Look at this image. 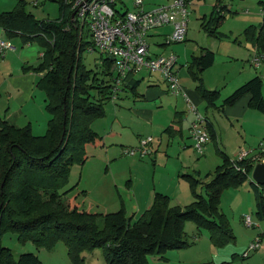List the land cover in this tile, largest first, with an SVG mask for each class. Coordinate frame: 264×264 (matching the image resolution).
Here are the masks:
<instances>
[{
	"label": "trees",
	"instance_id": "1",
	"mask_svg": "<svg viewBox=\"0 0 264 264\" xmlns=\"http://www.w3.org/2000/svg\"><path fill=\"white\" fill-rule=\"evenodd\" d=\"M56 1L60 17L54 21L37 19L28 10L26 0H18L13 9L0 12V27L9 38L20 35L25 41L37 40L41 46V61L30 68L45 72L38 86L45 93L49 114L47 130L42 135L33 133L31 125L18 126L0 116V264H44L35 252L16 256L4 246L1 238L8 231L15 232L21 243L32 242L38 248L52 249L59 242L65 243L72 264H84L85 252L96 248L103 249L107 264H151L148 255L191 244L185 230L187 221H193L199 230H208L217 247L234 241L236 236L221 211L220 198L225 189L236 188L249 179L253 166L246 161L235 165L222 151L224 162L207 175L204 193L194 174L181 175L189 181L194 195V200L185 206L173 205L167 194L156 192L152 206L134 220L124 210L91 212L65 200L69 190L62 189L70 181L73 165L86 162L87 146L98 139L92 124L105 115V104L113 99L114 83L109 56L101 54L100 71L83 62L82 54L93 41L84 38V24L73 18L71 5ZM222 1H216L205 25L211 35L221 36L217 26L227 11ZM116 4L117 0L114 7L120 14L128 10ZM244 35L259 54H264V17L260 25L245 28ZM215 59L213 50L201 47L188 65L208 108H217L219 91L207 88L202 75ZM133 76L130 74L123 83L124 90ZM139 82L135 79L127 86L136 95ZM246 94L250 95L249 104L264 112L260 75L233 90L223 104H233ZM208 130L215 139L209 126ZM251 184L255 187L256 212L262 218L264 185ZM260 236L264 239V230Z\"/></svg>",
	"mask_w": 264,
	"mask_h": 264
},
{
	"label": "rangeland",
	"instance_id": "2",
	"mask_svg": "<svg viewBox=\"0 0 264 264\" xmlns=\"http://www.w3.org/2000/svg\"><path fill=\"white\" fill-rule=\"evenodd\" d=\"M13 1L15 2V0ZM31 1L27 0V8L34 13L37 19L54 21L60 17V5L56 0H40L37 6H34ZM169 1L170 0H144V4L145 8H151ZM216 1L217 0H192L189 14L191 25L189 28L191 31L193 30L194 33L191 37L189 36L187 41L165 44L166 37L160 35L150 37L149 43L153 55L162 57H169L171 54L178 55L179 62L175 65V70L181 66L179 73L180 84L182 85L183 80H185V87H183L184 89L186 88L185 90L188 91V89L191 88L199 93L197 90L198 83L191 75L188 68L189 66L186 67L184 63L182 65H180V63L185 60H190L188 65L191 64L193 56L200 53V48L203 45L202 42L206 40L211 43L215 40L217 59L213 66L204 70L202 76L205 86L209 89H217L219 91V96L216 100L217 108H208L207 110L204 108V111L205 113L207 111L208 116L212 119L211 121L214 123L217 134L220 132L222 133L223 130L224 137L222 136L223 141L219 144V148L234 161L239 155L238 152L243 149L251 150L254 155H259L264 151V112L249 104V98L246 96L247 94L240 97L233 104H223L224 98L237 88L238 85L234 89H231L235 83L233 81L237 77V80L247 78L246 80L244 79L247 81L255 74H259L263 78L264 95V61L259 68L249 64V60L252 59V56H250L252 54L249 51L251 46L244 35V30L250 22H254L257 18L263 19L261 15V1L264 2V0H223V4L227 6V11H225L224 17L217 26L221 36L211 35L209 29L205 27L207 21L213 14V6L216 4ZM134 2L135 0H117L116 6L125 10L126 8H133ZM14 5L8 9H13ZM205 14H207V17L204 16ZM83 33L85 39H91L90 26L88 24L84 25ZM3 39L9 40L14 45L20 47V38H9L7 34H4ZM192 40L199 42L200 47L198 51H193L188 44ZM15 41L17 43H15ZM217 45L219 46L217 47ZM82 59L88 68L95 71L101 70L102 57L98 50L95 52L85 50L82 54ZM8 61L14 63L15 60L10 56ZM8 61L0 54V69L2 71H5V67L7 68L6 65ZM1 75L0 73V78ZM150 75L154 76L151 78ZM135 78L141 80L139 85L141 89L145 90L149 87L158 88V86L163 89L165 88L164 78L160 72L151 73L143 69L136 73ZM2 84L0 79V112L3 117L9 106V112H14L15 110L20 111L21 107H17L15 100L8 97V89L7 87H3ZM33 96L34 99L32 103H34H29L22 107V112L28 109L32 110L26 111L28 114V119H26L28 121L26 124L31 125V127L33 126L37 134H44L47 130L49 120V114L45 108L46 102L41 90H34ZM137 97L138 95L131 90H124L120 93L118 98L106 102L105 115L93 122L92 126L99 134L97 140L99 142L96 146H87L88 159L83 165H73L70 181L68 185L62 189V191L69 190L65 195V200L71 203V206L77 205L80 209H86L91 212L124 210L128 216L135 214V220L139 217V214L137 211L138 209L134 207L133 198L131 197L132 181L138 180L139 182L140 179H144V182H142L143 184H137L138 187L136 188V190L142 194L149 191H153L154 193L156 191V185L158 188H169L170 194H172L173 191L177 192L176 184L180 183L182 177L179 176L180 174L174 167L172 160H170L168 167L164 165L167 160V154L174 157L177 156L171 153L168 147H166L167 135H169V133L165 132L164 128L169 123L171 112H168V110L157 112V110L160 109L159 106L150 107L156 112L152 117L147 116L143 119L142 126L136 127L137 130L142 127H144L143 129H148V125H151V121L154 123V132L151 133L150 136L154 138L153 144L157 146L156 150H158V155L161 153L159 155L161 167L158 168L155 174V165H153L154 153L151 151L153 150L151 146L149 148L150 154L144 157H141L139 154L123 156L121 154V148L111 142L115 140V133L120 129L117 124H113L115 118L121 115H128V112L132 111L131 106L134 105V100H136ZM242 99L243 101L246 100L243 107H241L242 102H240ZM144 100L148 103H152L150 101L154 99H146L145 97ZM222 105H224V107ZM245 107L247 112L244 114ZM227 109H229L228 113L226 112ZM184 110H187L189 113V105H186ZM21 113H17L13 117H18V122L23 123L24 121ZM223 117L226 119L227 123L223 120ZM29 122H31V124H28ZM162 124L164 127H161ZM101 136L105 138L110 137V141H104ZM209 136L210 140L204 147L209 145L211 147V153L209 155L208 153H206V155H201L193 147L192 155L187 159L191 173L199 180L198 186L202 193H204L203 182L207 180V175L213 173L217 166L224 162V156L216 147L210 132ZM125 139L130 145L128 147L139 146L140 139L137 144L135 141V139H137V133L135 131L127 133ZM161 139L164 142L159 145ZM177 144H179V141ZM222 144H224L225 150ZM158 145L160 148H158ZM240 146L247 148L241 149ZM236 148L238 150L237 152L234 151ZM131 160L139 164L137 163L133 166L130 162ZM139 168L143 170L141 171ZM182 172H185V170ZM171 174H174V176L172 177ZM171 177L174 178L176 182H171ZM251 177L252 176L236 188L225 189L220 198L221 211L228 217L236 236L234 241L217 247L211 241L208 230H199L193 221H187L185 230L191 244L181 249H169L163 254H150L148 255L150 263L264 264V249H259L252 252L248 257H244V253L248 250L249 245L260 238V234L264 230V217L260 218L256 212V193L254 185L250 183L252 180ZM183 179L190 188L191 186L187 178L183 177ZM76 183L78 184L76 185ZM157 191L161 190L157 189ZM166 194L170 199L172 198V195L169 193ZM244 215H250L255 226H248L243 220ZM1 242L4 246L11 248L16 256L23 252H35L44 258V264H54L55 262H59V264L71 263L66 245L63 242H59L52 249L38 248L32 242L21 243L18 240V235L10 231L2 236ZM85 255H87L88 258L86 264H107L103 257L102 248L86 251ZM164 255L166 259L163 260Z\"/></svg>",
	"mask_w": 264,
	"mask_h": 264
},
{
	"label": "crops",
	"instance_id": "3",
	"mask_svg": "<svg viewBox=\"0 0 264 264\" xmlns=\"http://www.w3.org/2000/svg\"><path fill=\"white\" fill-rule=\"evenodd\" d=\"M17 2H18V0H15V2L13 0H0V12L9 11L8 8L11 7L12 5H14V3L16 5ZM191 2H192V0H191ZM15 5H14V7H15ZM144 6H145V4H144ZM155 6H157V5H155ZM155 6H153V7H155ZM153 7H151V8H153ZM128 9H134V7L128 8ZM189 9L191 10V3L189 5ZM213 9H214V6H213ZM261 9H262L261 15L264 17V2L263 1H261ZM204 16L207 17V14H205ZM215 16H216V14H215ZM262 21H263L262 18L261 19L257 18L254 20V22H250L246 26V28L250 25H260L262 23ZM194 23H195V21H194ZM190 25L191 24H190V19H189L188 31H187L185 41H187L189 39V36L191 37L194 33L193 30L192 31L190 30V28H189ZM171 30H172V27L170 25H167V26L162 27V28L158 29L157 31L153 32L150 35V37H156V36H160V35L165 37L166 35L171 33ZM4 34H6L5 31L0 27V39H3ZM14 38H20V41H19L20 47L17 45H14L9 40H6V41H9L12 43V47L5 49V51L3 53L0 52V54L3 56V58H6L7 61H8V58H10V56L15 60L14 63L8 61L7 65H6L7 68L6 67L4 68L5 71H2L0 69V73L2 74L0 79L3 83L2 84L3 87H7V89H8V97H11V99H14L16 102V106L21 107V110L20 111L15 110L14 112H9V109H10V106H9V108L5 112V115L2 117V114L0 112V116L4 119L10 121L11 123L18 125V126H25V125H27L26 123L28 121V120H26V119H28V114L26 113V111H32V110L28 109L25 112H22V110H23L22 107H24L25 105H27L29 103H32V100L34 99V96H33L34 90H41L38 86V81H39L40 77H42L45 74V72L44 71L43 72H36L30 68L33 66H37L39 64V62L41 61V58H42L41 46L39 45L37 40L25 41L23 36H20V35L15 36ZM15 43H17V42L15 41ZM202 43H203V45L201 47H205V48H209V49L213 50L216 54V59H217V50L215 48V40H213L211 43L204 40V42H202ZM188 44L191 46L193 51L199 50L200 46H199L198 41L192 40ZM219 44H221V43H219ZM249 45L251 46V49H249V51L252 54V55H250V56H252L251 57L252 59L249 60V64L254 65L252 60L254 59V57H256L260 54L258 53L257 49L250 42H249ZM218 46L219 45H217V47ZM219 49H220V47H219ZM261 55H262V62H263L264 61V54H261ZM216 59H215V61H216ZM189 61L185 60L184 62L180 63V65H182L184 63L187 67ZM178 62H179V56H178ZM262 62H261V65H262ZM28 67H29V69H28ZM180 69H181V66L178 67V69H176L178 72V76L180 73ZM135 75L133 76L134 80L127 81L125 91L128 89L131 90V88L127 87V86L132 85L133 81H135V79H136ZM256 75H259V74H255L254 76H256ZM153 76L154 75H150L151 78ZM254 76H252L251 78H253ZM239 77H243V76H239ZM251 78H249V79H251ZM237 79H238V77L234 79L233 82H235V83H234V86H232L233 88H231V89H234L237 85H238L237 87H239L241 84L244 83V81L247 78H242V80L241 79L237 80ZM136 80H139V79H136ZM184 81L185 80H183V83H182L183 87H185ZM139 85H140V82H139ZM139 85H138L137 91H136L138 93L137 94L138 97L136 100H134V105L131 106L132 111L128 112V115H121L120 117L117 116L115 118V121L113 122V124H117V126L120 129L116 131L115 140H113L111 142L114 145H117L118 147H120L121 148L120 149L121 154L123 156H126L123 152V149L125 147L130 146L125 139L126 134L131 132V131H135L137 133V139H135L137 144H138V140L141 139V137L150 136L151 133L154 132V130H153L154 123L152 121L150 123L151 125H148V127H149L148 129H143L144 127H142V128L137 130L136 127L142 126L143 125V119H145L147 116L152 117L153 114L156 112L154 109H152L150 107L159 106L160 109L157 110V112H160L163 110H168V112H171V118L169 119V123L164 128V131L169 133V135H167L168 137H167L166 147H168V150H170L171 153H173L174 155H177L176 157H174V156H171L170 154H167V160L165 161L164 165H165V167H168L170 160H172L174 167L178 170V173L180 174L179 176H181L182 174L187 173V172L190 174H193V173H191V169L189 167V162L187 159H189V157L192 155V149L194 147L193 146L194 141H193V138L191 137V133H190V123L195 119V116L193 113H190V112L188 113L187 110L186 111L184 110L185 106L189 105L188 102L186 101V99L182 95H180V96L171 95L170 92L168 91V86L166 83H165L164 89L161 88L160 86H158V88L149 87V88H146L144 90V89L139 88ZM150 86H152V85H150ZM123 91H124V89H123ZM185 91H186L190 101L196 107L198 106L197 107L198 111L207 117L208 113H207V111L205 113L204 108H205V110H207L208 107L206 106V102L204 101V99L202 98L200 93L195 92L191 88L188 89V91L187 90H185ZM41 92L43 93L44 100H45V93L43 90H41ZM133 93H135V92H133ZM230 93H232V92H230ZM246 96H248L249 102H250V95L247 94ZM145 97H146V99H154V100L150 101L152 103H148L144 100ZM240 102H242L241 107H243L246 100L243 101V99H242V101H240ZM39 104H38V106H39ZM211 108L216 109L215 107H211ZM246 110L247 109L245 107L244 114L247 112ZM226 112L228 113L229 109H227ZM17 113L22 114L23 121H24L23 123L18 122V119H19L18 117H13ZM207 119H208L209 129H211L213 131V134H215V139L213 141H214L216 147L220 151H222L219 148V144H221L223 141L224 132L222 130V133L220 132V133H218L219 134L218 135L217 131L214 127V123L211 121L212 119L209 116L207 117ZM223 120H225V122H226V119L224 117H223ZM28 124H31V122H29ZM113 124H112V126H113ZM162 125H161V127H164V125L163 126ZM168 128H170V130H167ZM34 130L35 129L32 126L33 133L37 134V132H35ZM94 130L97 132L96 129H94ZM37 135H42V134H37ZM101 137L103 138L104 141H107V140L110 141V137H106V138L103 136H101ZM178 141H179V144H177ZM98 142L99 141H96L94 146H96L98 144ZM163 142L164 141H162V139H161L159 145ZM159 145H158V148H160ZM222 145H223V149L225 150L224 144H222ZM150 146H151V149L153 148V150H151V151L154 153L153 165H155L154 166V170H155L154 174H155L156 171L158 170V168L161 167V163L159 162V155L161 153H159V155H158V153H157L158 150H156L157 146H156V144L154 145L153 142ZM204 148H206V149H204V151H203V153H201V155H206V153H208V155H209L211 153V147L209 145H206V147H204ZM240 148L243 149V148H247V147L240 146ZM234 151L237 152L238 151L237 148L234 149ZM152 152H151V154L153 155ZM165 152H166V150H165ZM152 155H151V157H152ZM88 157H89V155H88ZM130 162L132 163L133 166H135L138 163L134 160H131ZM143 163H146V162H143ZM139 170L142 171L143 169L139 168ZM183 170H185V172H182ZM171 176L173 177L174 174H171ZM172 177L170 178V181L176 182V180ZM251 179H252V177H251ZM208 180H209V178L207 177L206 181H208ZM251 181H250V183H251ZM139 182H138V180H134L131 183V188H132L131 197L133 198L134 207L136 209H138L137 211H138L139 215L152 206L156 192L163 191L162 193H164V194H166V193L170 194V192L168 190L169 188H164V187L158 188L157 185L155 186L156 191L154 193H153V191H149L145 194H142L139 191H137L136 188L138 187L137 184H141L142 182H144V179H140ZM176 185H177L176 186L177 192L173 191L172 194H170V195H172L171 203L173 205H180V206H185V205L191 203L194 200V195H193L191 189L188 187L187 182L183 179V177L180 180V183L176 184ZM157 189L161 190V191H157ZM100 212H102V211H100ZM103 213H106V212H103ZM134 215L135 214H133L131 216H134ZM244 216H243V220H244ZM38 255L40 256L41 260L44 261L43 260L44 258H42L40 254H38ZM164 257H165V255H164ZM85 259H86L85 260V264H86L87 259H88L87 255H85ZM163 260H164V258H163ZM54 264H59V262H55ZM69 264H71V263H69Z\"/></svg>",
	"mask_w": 264,
	"mask_h": 264
},
{
	"label": "built area",
	"instance_id": "4",
	"mask_svg": "<svg viewBox=\"0 0 264 264\" xmlns=\"http://www.w3.org/2000/svg\"><path fill=\"white\" fill-rule=\"evenodd\" d=\"M64 1L75 11L74 19L90 26L93 44L88 50L91 52L98 50L102 55L112 59L113 99L118 98L123 91V83L130 74L135 75L143 69L151 73L160 72L168 86V91L175 96L182 95L189 104L190 112L195 114V119L190 123V133L195 150L200 154L203 153L205 144L210 140L208 119L198 111L180 84L178 72L175 70L178 56L175 54L169 57L153 55L149 43L150 35L167 25H170L172 30L165 36V44L185 41L191 0H171L150 9L145 8L144 0H135L134 9H128L122 14L114 7L116 0ZM31 3L37 6L40 0H32ZM11 47V42L0 39L1 53ZM252 62L259 67L262 55L254 57ZM153 140L152 136L141 137L139 146L125 147L123 152L125 155L139 154L144 157L150 154L149 148ZM239 161H246L254 168L258 162H264V151L254 155L251 150L243 149L234 160V164L237 165ZM244 221L248 226H255L250 215H245ZM259 249H264L261 236L249 245L244 257H248Z\"/></svg>",
	"mask_w": 264,
	"mask_h": 264
},
{
	"label": "water",
	"instance_id": "5",
	"mask_svg": "<svg viewBox=\"0 0 264 264\" xmlns=\"http://www.w3.org/2000/svg\"><path fill=\"white\" fill-rule=\"evenodd\" d=\"M75 11L72 16L74 17ZM252 181L258 185H264V162H258L252 172Z\"/></svg>",
	"mask_w": 264,
	"mask_h": 264
}]
</instances>
